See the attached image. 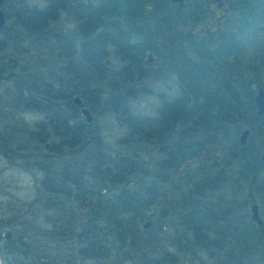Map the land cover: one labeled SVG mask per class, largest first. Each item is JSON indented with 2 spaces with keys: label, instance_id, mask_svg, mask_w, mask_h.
Here are the masks:
<instances>
[{
  "label": "rangeland",
  "instance_id": "374dc122",
  "mask_svg": "<svg viewBox=\"0 0 264 264\" xmlns=\"http://www.w3.org/2000/svg\"><path fill=\"white\" fill-rule=\"evenodd\" d=\"M8 1L14 3L15 0ZM25 1L31 4H41L40 0ZM223 1L228 6L231 18L235 19L232 21L231 34L226 38L231 41L226 40L224 43L223 51H226L223 59L214 56V50L217 47L213 49V45L217 44V34L207 38L204 29L209 17L207 14L201 13L200 8L196 5L183 8L179 12H172L173 15L167 17L166 32L159 35L165 36V38L156 36L158 28L155 26V21L151 17H147L149 10L151 11L148 3H142L139 7L141 9L140 19L137 18L131 22L119 21V25L117 21L114 20V23L111 21V24L117 26L119 31L129 34L127 44L149 47L140 52V60L136 63L133 62L134 64H129L126 59L120 57L115 52L117 49L111 45L106 46V55L103 58V62L107 60L103 82H111V85L116 88L114 91L116 94L127 95L128 93L127 97H130L127 99V103L132 114L139 122L142 120L143 124L153 125L150 130L155 133H147L150 136L149 140H144L137 134H128L129 132L111 113L109 106L103 103V100L93 105L91 110L86 107L92 114L91 122L88 123L94 128V134L91 137L92 139L94 137V141L100 142L104 151L113 154L122 153L126 147H123V151L119 148L121 141L125 146L130 144L126 153L132 156L135 171L134 177H130L126 189H134V183L138 180L145 183L151 181L156 185V202L147 207L144 217L138 220L137 226L141 228L143 223L150 222L147 227V236L156 240L152 242L153 248L159 249L161 246L159 251L165 258L159 261L160 264H264V260L259 255V247L250 249L251 252L250 250L249 252L252 255L247 258L242 252L232 248L234 245L228 242L229 237L226 234L221 238L224 239L221 248L215 246V242L212 246H204L205 235L218 239L224 225V221H217L219 214L213 212L214 215H211L204 205L217 199L235 197L233 192L236 193V191L231 183L233 179L237 178V166L235 168V162L229 155L233 151L231 141L234 139L236 141L239 131L246 127L244 124L248 119H251L249 115L242 116L240 120L230 123L227 133L223 136L221 133L215 135L211 131H205L203 125L213 128L214 123L202 121L204 118L199 121H187L184 125L178 122L167 133H159V128H157L158 114L162 104L172 103L175 98L182 95L181 80L174 73L177 63L179 64L178 56L183 54L184 57L196 58L195 51L192 50L196 45L210 49V52H207L205 49L199 48L201 54L198 62H203L205 68L214 71V73H205L204 75L205 80L209 81L207 84L208 87H211L212 96L216 93L213 91L214 89H219L222 83L230 84L232 79H237L238 75L239 80L243 83L240 86L242 98H246V85L250 87L251 83H256L257 86L264 89V33L246 24L248 19L245 22L242 19L246 11H250L254 17H258V12L264 8V0H258L257 3H254L253 0ZM3 3L1 7L5 15ZM196 3L202 4V0H197ZM159 12L160 15L165 14L161 13L160 9ZM166 12L169 11L166 10ZM159 14L155 13L154 16L158 17ZM12 24V18L8 20L5 18L4 25L11 28L14 33H19L20 36L17 45L8 46L0 52V68L3 69L0 77V115L4 113V119L8 123L14 119L28 130L38 121L44 120L45 115L35 109L23 107L24 102L31 99V93L25 88V78H32L33 73L44 72L45 74V71L48 70L56 74L61 72L65 58L50 49V36H53L52 33H56L59 34L58 36L76 39V24L64 12L39 34L21 33ZM254 27L260 28L262 24L256 23ZM98 31H110V24L106 22L104 27ZM152 33H155L154 37ZM157 38L166 41L162 42ZM147 51L151 52L153 58L149 66L143 62ZM10 65L15 66L11 67ZM123 77H125L124 80H122ZM107 87L104 84L101 85L100 94L103 97L110 93ZM185 88H189L187 83ZM16 90H20V94ZM203 90L184 94L187 96V100L183 109L198 112L196 105L203 102L201 94ZM250 95L253 98L254 90H251ZM73 97L74 95L72 99ZM11 100H13V107H9ZM77 122H84V117L81 114ZM199 125L202 126V131L199 129ZM253 126L258 132L260 131L257 122ZM2 127L0 123V131L5 132L2 134L7 137V140L10 139V136H14L15 140L22 136L21 133H16L17 128H20L18 125L14 126V133H12V129L5 128L3 130ZM166 127L169 129V126L166 125ZM191 127L195 130L188 133ZM220 130H225V127L222 126ZM183 131L187 133L183 134ZM253 142L259 147V152L264 150V134H256ZM5 143H0V245L8 239L17 242L19 237H25V241L31 247L46 246L50 249L60 247L65 253L71 252V255L74 256L78 246L75 244V237L71 235V230H76L80 218L89 211L78 209L77 203L71 202H65L62 210L57 211L45 207L46 194L39 187L42 174L30 167L29 161L25 164L16 157L12 142L7 145ZM55 143L56 139L54 138L47 141L49 145ZM92 143L93 141H91ZM45 145L43 143L39 146L42 154H47ZM78 149L76 147H60L53 159L59 163H67L71 158H81L86 153V149L83 148L79 154L77 153ZM174 151H180L181 154H176L177 152ZM169 158H173L170 165L166 163ZM220 168L223 169L219 176L220 181L214 182L211 178L208 181L205 179L208 174H215ZM209 171L210 173H208ZM261 176L264 177V172L260 174ZM203 179L210 184L204 188L203 195L199 197L202 201L200 210L207 213L206 228L202 233V231H195L191 226H186L185 221L187 220L182 219V208L178 206L180 202L176 203V199L186 195L188 191L189 195L199 192L195 189V185L198 183L199 187ZM248 192L247 184H243V189L236 195H239V198L243 200ZM252 192L250 189V193ZM195 198L198 197L195 196ZM255 203L258 205L264 221V199L257 196ZM214 205L219 207L220 201H216ZM215 215L216 220L213 219ZM103 226H101L103 232L100 233V236H103V255L98 258H87L80 263L74 259L76 264H144L152 261V247L150 249L139 248L137 246L139 244H130L129 236L121 243L117 240L118 229L105 235L107 225L103 224ZM150 226L153 227L149 228ZM159 226H161L159 234H156ZM171 226L176 228L177 232L174 235L171 234ZM4 229H7L9 233L6 239L3 237ZM55 232L57 234L52 235ZM245 239L247 240V238ZM144 251H150L148 257L143 258Z\"/></svg>",
  "mask_w": 264,
  "mask_h": 264
},
{
  "label": "trees",
  "instance_id": "16d2710c",
  "mask_svg": "<svg viewBox=\"0 0 264 264\" xmlns=\"http://www.w3.org/2000/svg\"><path fill=\"white\" fill-rule=\"evenodd\" d=\"M40 1L41 4L38 5L27 3L25 0H15L14 3L4 0L6 20L12 18V26L18 28L21 33L39 34L64 12L76 24V39L58 36L59 34L56 33L51 34L53 36H50V49L61 54L65 58V63L61 66L60 73L56 74L48 70L45 71V74L44 72L41 74L33 73L32 78H25V88L31 93V99L23 104L25 108L42 112L45 118L26 130L14 119L8 123L4 119V113H2L0 123L3 130L10 128L14 133V126L18 125L20 128H17L16 133H21L22 136L16 139L17 141L13 139L14 136H10V139L7 140V137L2 134L5 132L0 131V143L6 142L7 145L12 142L16 157L25 164L29 161L30 167L42 174L39 187L46 194L45 207L57 211L62 210L65 202H71L77 203L78 209H86L89 213L80 218L76 230H71V235L75 237V244L78 246L74 256L71 255V252L65 253L60 247L51 249L46 246L42 248L31 247L25 241V237H19L17 242L8 239L0 245V264H76L74 259L80 263L87 258H98L104 253L103 236H100V233L103 232L101 227L103 224L107 225L105 235L118 229L117 240L121 243L129 236L128 242L130 244H139L137 245L139 248L150 249L152 242L156 240L147 236V228H138L137 222L144 217L147 207L155 204L156 185L151 181L145 183L138 180L134 183V189H126L130 177H134L135 171L132 156L126 153L130 144L125 146L124 142L121 141L122 147L119 146V148L123 151V147H126L122 153L113 154L104 151L100 142L94 141V137L93 139L91 137L94 134L93 126L85 122H77L80 116L78 109L80 106H84L91 110L93 105L103 100V103L109 106L111 113L129 132L128 134H137L144 140H149L150 136L147 133H155V131L150 130L153 125L143 124L142 120L139 122L132 114L127 103V99L130 97H127L128 93L127 95L116 94L114 92L116 88L111 85V82H103L106 68L103 58L106 55L105 48L107 45L117 49L115 52L126 59L129 64L139 61L140 52L149 47L127 44L129 34L125 31H119L117 26L111 24V21L113 23L117 21L119 25V21L131 22L134 19H140L141 9L139 7L142 3H148L151 11L149 10L147 17H151L155 21V26L158 28L156 36L165 38V36L159 35L166 32L167 17L172 16V12H179L182 9L169 6L167 0ZM196 2L197 0H193L186 7L196 5L200 8L201 13H205L202 4ZM159 9L161 13L164 12L165 14L160 15ZM261 12L260 15H257L258 17H254L250 11H246L242 19L244 22L248 19L246 24L264 33V8ZM155 13L159 16L155 17ZM106 22L110 24V31H98L104 27ZM256 23H261L262 27L255 28L254 24ZM154 34L152 33L153 37ZM19 36V33H14L11 28L4 25L0 30V52L8 46L17 45ZM200 47L210 52V49L196 45L195 49H192L195 51L196 58L184 57L183 54L178 56L179 64L177 63L174 73L181 80L182 95L175 98L172 103L162 104L158 114L157 122L159 124L157 128H159V133H167L178 122L184 125L187 121H199L204 118L202 121L214 123L213 128H208L200 121L205 131H211L215 135L221 133L223 136L227 133L230 123L240 120L242 116L249 115L251 119L247 118L248 121L244 124L250 130L247 144L241 146L237 139L231 141L233 151L229 155L235 162V168L237 166V178L233 179L231 183L234 191H236V193L233 192L235 197L217 199L216 201H220L219 207H215L216 201H210L207 203L208 205H204L207 211L211 212V215H214L213 212L219 214L217 221H224L223 229L221 228L223 232H220L221 235L218 234L220 235L218 239L209 238L205 235L204 246H212L215 242V246L221 248L222 240H224L221 238L226 234L229 237L228 242L234 245L232 248L242 252L245 257L250 258L252 255L250 249L259 247V255L264 260V221L259 226L255 225L249 219L247 212L248 205L256 202L257 196L264 199V177H260V174L264 172V166L259 159L260 149L253 142L256 134H264V116L255 113V106L250 95L252 89L247 85L246 98H242L240 86L243 83L239 80V75L236 77L237 79H232L230 84L222 83L219 89L213 90L216 91L215 95H211V87H208L207 84L209 81L208 79L205 80L204 75L205 73H214V71L205 68L203 62H198L201 54ZM223 49V45L216 48L214 56L223 59L226 51ZM2 72L3 69L0 68V77ZM124 79L125 77L122 78V80ZM184 83H187L189 88L184 89ZM102 84L105 87L109 85L107 89L110 90V93L105 97L100 94ZM201 89H204L201 93L203 102L196 105L198 112L183 109L187 100V96L184 94L197 92ZM16 91L20 94V90ZM73 95H77L81 99L80 105L73 103ZM17 98L19 97L17 96ZM13 100L9 101V107H13ZM256 122L260 127L259 132L253 126ZM166 125L169 126V129ZM222 126L225 127V130H220ZM192 127L188 133L195 130ZM199 127L202 131V126L199 125ZM182 133L187 132L183 131ZM51 138L56 139V143L53 145L47 144ZM91 141H93L92 144ZM43 143L46 144L47 154H42L39 150V146ZM60 147L79 148L78 154L85 148L86 153L81 158H71L67 163H59L53 158ZM77 153L76 155H78ZM176 154L181 153L179 151ZM172 161L173 158H169L166 163L170 165ZM222 171L223 169L220 168L215 174H208L205 179L208 181L211 178L214 182L220 181L219 176ZM205 179L201 181L199 187L198 183L195 185V189L199 192L189 195L190 192L188 191L186 195L176 199V203L180 202L178 206L182 208V219L187 220L185 221L186 226H191L195 231H202V233L206 228L207 213L200 210L202 201L199 197L203 195L204 188L210 184L206 183ZM243 184H247L249 192L241 200L236 194L243 189ZM250 189H252V193H250ZM213 219L216 220V215ZM160 227H158L156 234H159ZM55 234L57 233L52 235ZM159 249L152 247L151 256L153 259L150 263L144 264H160L159 261L165 258ZM142 254L143 258L148 257L150 251H144Z\"/></svg>",
  "mask_w": 264,
  "mask_h": 264
},
{
  "label": "water",
  "instance_id": "95a60500",
  "mask_svg": "<svg viewBox=\"0 0 264 264\" xmlns=\"http://www.w3.org/2000/svg\"><path fill=\"white\" fill-rule=\"evenodd\" d=\"M4 0H0V30L4 26L5 23V15L2 10V3ZM169 4H174L176 7L181 8L185 6L190 0H167ZM203 4L205 5L206 10L211 14V23L219 19L225 14V9L222 8V2L221 0H203ZM213 29V28H212ZM212 29H206V31H211ZM153 61V58L151 56V52H146V57L143 60L144 64L149 66L151 65ZM105 63H107V60H105ZM250 88L254 90V95L252 98V101L255 106V113L257 115H263L264 116V89L260 86H257L255 83L250 84ZM73 103L75 105L81 104V99L78 96L73 97ZM79 113L84 117L85 123H90L92 119V114L88 111L86 107L80 106L79 107ZM250 136V130L248 127H243L238 135H237V142L241 146H245L247 144V139ZM259 159L262 162L264 166V150H261L259 153ZM150 210V209H149ZM248 213L249 218L252 222H254L256 225H260L262 223V220L259 215L258 211V205L255 202H252L249 204L248 207ZM150 222L146 221L141 225V228L145 229L149 226ZM172 232L171 234H176V228L174 226H171ZM9 236L8 230L4 229L3 237L6 239Z\"/></svg>",
  "mask_w": 264,
  "mask_h": 264
},
{
  "label": "flooded vegetation",
  "instance_id": "af4514ba",
  "mask_svg": "<svg viewBox=\"0 0 264 264\" xmlns=\"http://www.w3.org/2000/svg\"><path fill=\"white\" fill-rule=\"evenodd\" d=\"M191 1H193V0H190L187 4H189ZM253 1H254V3H257L258 2V0H253ZM221 2H222V6L221 7L225 9V14L222 17H220L219 19H217L216 21H214L213 23H211V14L206 10L205 5L203 4V0H202V4H203V7H204V11H205L204 14H207V16L209 17V21L206 24V27L204 29V32H205L206 36H208L207 38H210L211 36L217 34V37H216L217 38L216 39L217 44L213 45V47H217V48L219 46H221V45H223V47H224V43L227 40L226 38L229 37L230 34H231L230 32H231V28L233 26L232 25V21L233 20L235 21V19L234 18H231V15L229 14L228 6L225 5V3H224L223 0H221ZM186 5L183 6V7H181V9H183L184 7H186ZM169 6L176 7L174 4H169ZM258 15H260V12H258ZM206 29H209V30L212 29V30L211 31H206ZM221 39H224V40H221ZM227 41H231V40H227ZM258 211H259V209H258ZM259 215H260V212H259ZM260 218H261L262 223H263V219H262L261 215H260ZM257 226H259V225H257Z\"/></svg>",
  "mask_w": 264,
  "mask_h": 264
}]
</instances>
